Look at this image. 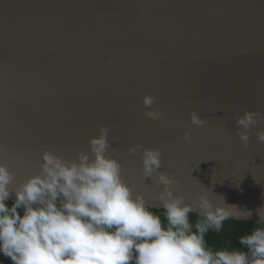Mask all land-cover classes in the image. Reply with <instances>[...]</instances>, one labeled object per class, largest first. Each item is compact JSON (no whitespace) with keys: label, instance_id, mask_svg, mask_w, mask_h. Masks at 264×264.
I'll use <instances>...</instances> for the list:
<instances>
[{"label":"water","instance_id":"1","mask_svg":"<svg viewBox=\"0 0 264 264\" xmlns=\"http://www.w3.org/2000/svg\"><path fill=\"white\" fill-rule=\"evenodd\" d=\"M147 94L162 119L144 116ZM194 110L206 126L192 125L189 143ZM245 110L264 115V0H0V164L10 188L40 173L43 151L74 160L108 126L107 154L152 209H162L163 186L142 177L140 151H128L137 143L160 149L158 171L185 202L207 192L258 223L264 125L243 145Z\"/></svg>","mask_w":264,"mask_h":264},{"label":"clouds","instance_id":"2","mask_svg":"<svg viewBox=\"0 0 264 264\" xmlns=\"http://www.w3.org/2000/svg\"><path fill=\"white\" fill-rule=\"evenodd\" d=\"M155 100L151 94L142 98L144 116L160 120L164 113L152 107ZM198 113H189L185 142H191L192 125L206 126ZM261 120L259 111L236 116V135L243 145L249 143V129ZM97 131L87 142L88 152H78L74 160L43 151L40 173L15 188L9 187L12 174L0 164V256L10 264H264V215L258 212L259 226L238 238L247 251H214L206 235L220 233L225 221L243 220L251 213L225 206L222 198L214 206L207 192L185 202L175 192L178 181L158 171L160 149L137 143L128 151H140L141 175H155L153 182L163 186L157 193L162 221L121 179V163L107 154L112 150L108 126ZM256 139L264 144V130L256 132Z\"/></svg>","mask_w":264,"mask_h":264},{"label":"trees","instance_id":"3","mask_svg":"<svg viewBox=\"0 0 264 264\" xmlns=\"http://www.w3.org/2000/svg\"><path fill=\"white\" fill-rule=\"evenodd\" d=\"M9 206L13 202H7ZM152 211L156 212L157 214L161 215V219L163 221V209H151ZM22 214V213H21ZM193 220L195 219L194 216L191 217ZM258 223L250 222V221H243V220H228L224 222V227L220 233L210 231L206 235V242L207 245L210 246L214 251L220 250L224 248L231 249H240L247 251L245 246H242L238 242V238L242 235L251 234V231L258 227ZM0 264H10V261L0 256Z\"/></svg>","mask_w":264,"mask_h":264},{"label":"snow or ice","instance_id":"4","mask_svg":"<svg viewBox=\"0 0 264 264\" xmlns=\"http://www.w3.org/2000/svg\"><path fill=\"white\" fill-rule=\"evenodd\" d=\"M261 115H262V114H261ZM262 116H264V115H262ZM259 124L264 125V120H261ZM142 177H143V176H142ZM143 178H145V177H143ZM152 183H154V182L152 181ZM151 185H152V184H151Z\"/></svg>","mask_w":264,"mask_h":264}]
</instances>
